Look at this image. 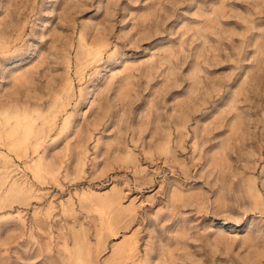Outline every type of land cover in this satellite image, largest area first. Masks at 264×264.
Masks as SVG:
<instances>
[{"label":"rangeland","instance_id":"374dc122","mask_svg":"<svg viewBox=\"0 0 264 264\" xmlns=\"http://www.w3.org/2000/svg\"><path fill=\"white\" fill-rule=\"evenodd\" d=\"M0 264H264V0H0Z\"/></svg>","mask_w":264,"mask_h":264}]
</instances>
